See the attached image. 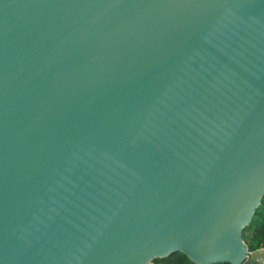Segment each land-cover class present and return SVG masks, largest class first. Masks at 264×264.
<instances>
[{
  "label": "water",
  "instance_id": "obj_1",
  "mask_svg": "<svg viewBox=\"0 0 264 264\" xmlns=\"http://www.w3.org/2000/svg\"><path fill=\"white\" fill-rule=\"evenodd\" d=\"M264 0H0V264H254Z\"/></svg>",
  "mask_w": 264,
  "mask_h": 264
},
{
  "label": "trees",
  "instance_id": "obj_2",
  "mask_svg": "<svg viewBox=\"0 0 264 264\" xmlns=\"http://www.w3.org/2000/svg\"><path fill=\"white\" fill-rule=\"evenodd\" d=\"M243 239L250 252L264 248V196L261 204L255 211L252 220L243 230ZM154 264H196L184 252L177 251L163 258H156ZM214 264H231L217 262Z\"/></svg>",
  "mask_w": 264,
  "mask_h": 264
},
{
  "label": "crops",
  "instance_id": "obj_3",
  "mask_svg": "<svg viewBox=\"0 0 264 264\" xmlns=\"http://www.w3.org/2000/svg\"><path fill=\"white\" fill-rule=\"evenodd\" d=\"M254 259V264H264V248L250 252Z\"/></svg>",
  "mask_w": 264,
  "mask_h": 264
}]
</instances>
